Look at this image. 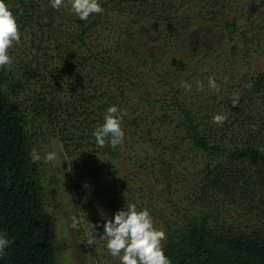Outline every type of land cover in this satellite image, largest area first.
Listing matches in <instances>:
<instances>
[{"label":"trees","instance_id":"obj_1","mask_svg":"<svg viewBox=\"0 0 264 264\" xmlns=\"http://www.w3.org/2000/svg\"><path fill=\"white\" fill-rule=\"evenodd\" d=\"M245 1L194 0L196 12L186 0H100L81 20L68 0H8L22 37L0 69V233L12 241L0 264H56L61 249L29 156L43 129L62 144L78 201L148 209L172 264H264V0ZM222 42L228 57L206 62ZM112 105L127 111L124 142L98 148Z\"/></svg>","mask_w":264,"mask_h":264},{"label":"clouds","instance_id":"obj_2","mask_svg":"<svg viewBox=\"0 0 264 264\" xmlns=\"http://www.w3.org/2000/svg\"><path fill=\"white\" fill-rule=\"evenodd\" d=\"M51 7L60 9L65 5V0H50ZM73 13L81 20H87L93 14H101L104 9L100 0H68ZM14 13L8 0H0V69L11 66L13 57L10 51L21 42L22 32L18 21V15ZM209 88L219 92V86L213 77L208 78ZM197 90H203V84L196 82ZM181 87L190 91V83H181ZM233 107L239 104V95L234 93L230 98ZM126 110L116 105L109 106L105 113L104 122L97 126L93 132L98 148L109 145L115 149L123 144L125 131L123 128ZM227 116L217 114L212 118L213 124L222 125ZM33 163H39L42 159L40 152L33 147L29 153ZM57 160V153L49 151L43 156L44 163H53ZM102 216H104L102 212ZM103 225L104 233L100 236L106 240L108 252L113 257L120 258V264H172L171 259L166 255L163 242L167 239L165 230L155 225L150 211L146 208L139 209L136 203L127 202L126 208L115 213L114 220L106 218ZM73 217V227L77 226ZM93 233L88 234L84 242L86 246H93L95 241ZM12 243L6 234L0 233V256L5 254L6 248Z\"/></svg>","mask_w":264,"mask_h":264},{"label":"rangeland","instance_id":"obj_3","mask_svg":"<svg viewBox=\"0 0 264 264\" xmlns=\"http://www.w3.org/2000/svg\"><path fill=\"white\" fill-rule=\"evenodd\" d=\"M241 3L246 4L247 7L251 6L245 0H227L226 2L228 8L233 9V11L242 7L240 6ZM186 4L193 11H205V9H201L202 6L200 7L199 4L196 5L194 3V0H186ZM216 23L220 24L218 21ZM214 34L216 37L220 35L217 31H214ZM187 38L190 43H193V45L190 44L188 47V51L192 53H198V44L194 42H201V46L206 42L201 40L203 37L199 36L198 32L187 35ZM209 44V42L206 43V45ZM222 44L223 46L215 54L210 50V52L207 51L206 62L208 60L211 61V59L216 61L215 59H217V55L219 54L224 56V59H226L225 56L228 57L229 45L225 42H222ZM178 52L184 54L185 51L179 50ZM169 54L171 55V53ZM228 63L229 61L226 62V64ZM204 68H206V65ZM36 149L42 157L41 161L37 163V175L44 189L46 210L55 220V240L61 248L57 253L56 264H119L120 258L113 257L108 252L106 247L107 241L100 237L104 233L103 225L107 222L106 218L114 220L115 214H113V211L106 205L103 206L104 203L100 206V202L98 201L96 207L87 204L85 201H78L72 188L73 172L69 164L70 161L64 153L62 144L51 131L43 129L39 132ZM49 151L57 153V160L53 163H44L43 156ZM179 190L183 191L184 189L179 188ZM153 195H155V204L159 202V204L166 205L164 198L160 201L162 192L156 191ZM177 200V196H173L170 204H174ZM190 203L188 201L185 204L189 205ZM198 204L200 203L198 202ZM102 212L104 216H102ZM73 217L78 222L76 227H73ZM93 224L96 226L94 229L96 235L93 236L95 243L93 246H86L84 242L87 240L88 234L93 233Z\"/></svg>","mask_w":264,"mask_h":264}]
</instances>
